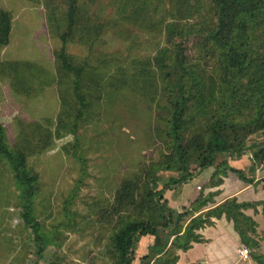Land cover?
Here are the masks:
<instances>
[{"label": "trees", "instance_id": "1", "mask_svg": "<svg viewBox=\"0 0 264 264\" xmlns=\"http://www.w3.org/2000/svg\"><path fill=\"white\" fill-rule=\"evenodd\" d=\"M61 1L64 7L55 5L58 8L49 19L62 42L57 51L60 69L72 76L73 95L80 106L70 130L76 134L79 120L91 112L87 99L92 95L99 97L103 91L105 70L92 64L87 56L77 61L68 45L82 43L93 55L113 22L101 20L98 12L92 13L93 4ZM207 1L111 0L116 7L115 23L126 21L161 31L170 45L141 63L129 80L118 78L116 82V91H122L130 82L136 83L146 98L157 103L159 122L155 131L169 150L161 163L142 168L121 181L115 201L106 210L107 221L112 225L106 249L111 261L107 264H133L141 238L148 235L154 236V242L141 257L142 264H174L177 250L185 251L204 241L200 229L214 225L215 218L223 216L233 222L242 244L252 249L253 261L264 264V231L260 234L259 230L264 227L252 210L257 212V203L264 204V200L254 203L232 197L218 202L216 197L221 190L201 191L190 205L179 210L170 207L165 197L167 190L193 180L213 166L210 189L221 186L230 171L247 185H255L257 191L264 189V184L259 185L256 179L257 173H264V138L249 146L244 134L249 127L250 134L264 133V0ZM194 14L206 25L186 27L178 22ZM12 29L11 12L0 9V48L10 44ZM194 34L212 64L209 71L192 62L186 52L185 42ZM103 63L106 66L111 62L105 56ZM19 68L17 64L12 67ZM5 134L0 123V159L14 175L20 191L21 220L34 236L36 253L44 258L56 241L36 216L40 175L29 165L28 153L10 146ZM218 154L236 161L246 158L251 164L236 166V161L229 159L217 163ZM193 163L196 170L192 169ZM160 171L179 174L159 188L161 176L156 174Z\"/></svg>", "mask_w": 264, "mask_h": 264}, {"label": "rangeland", "instance_id": "2", "mask_svg": "<svg viewBox=\"0 0 264 264\" xmlns=\"http://www.w3.org/2000/svg\"><path fill=\"white\" fill-rule=\"evenodd\" d=\"M81 2L93 4L92 13L98 12L101 20L113 23L95 46L93 55L82 43L68 45L69 53L77 61L87 56L92 64L105 70L103 91L99 97L89 96L91 112L79 120L74 134L70 130L80 106L73 95L72 76H66L60 69L57 51L62 42L49 19L50 13L58 8L55 5L64 7L62 1L0 0V9L10 11L13 16L10 44L0 48V123L7 143L23 148L29 155V165L40 175L36 216L56 241L40 258L34 236L20 217V191L14 175L0 159V264L109 263L106 249L112 225L107 221L106 210L115 201L121 181L142 168L161 163L169 150L155 131L159 122L157 103L146 98L136 83L130 82L122 91H116L118 78L129 80L141 63L170 46L165 34L126 21L115 23L116 7L111 0ZM205 9L207 12L208 7ZM178 22L186 27L206 25L197 14ZM198 40L195 34L191 35L185 42L186 52L192 62L209 71L212 64L202 53ZM105 56L111 62L106 66ZM15 64L20 68L13 70ZM250 129L244 131L249 146L264 138V133L250 134ZM226 159L236 161L227 155H217V163ZM234 164L246 167L251 163L241 158ZM197 168L193 163L192 169ZM212 168L210 178L215 171ZM178 174L158 172L159 188ZM256 179L263 186L264 173H257ZM203 180L198 183L202 187L200 193L221 190L216 197L218 202L231 191L249 186L231 171L224 177V183L213 189L208 187L209 181ZM250 187L256 195L251 194L246 200L237 197L239 201H263L260 192L264 193V189L257 191L255 185ZM181 207L178 209L182 210ZM257 207V212L252 209L254 216L264 227V204L257 203ZM259 230L260 234L264 231L262 227ZM136 250L133 264H139L144 254L140 246Z\"/></svg>", "mask_w": 264, "mask_h": 264}, {"label": "crops", "instance_id": "3", "mask_svg": "<svg viewBox=\"0 0 264 264\" xmlns=\"http://www.w3.org/2000/svg\"><path fill=\"white\" fill-rule=\"evenodd\" d=\"M236 161L235 163H239ZM212 167L205 169L193 180L169 189L165 193L166 199L172 208L178 209L181 206H188L199 197L200 190L198 183L203 180L208 182L212 173ZM256 195L250 186H242L226 194L225 198L239 197L240 200L248 199L249 195ZM264 196V193L260 192ZM204 237V241L194 243L188 250H177L175 253L176 262L174 264H254L251 258H245L240 254L243 246L240 235L234 228L232 221L223 216L221 219L215 218V224L206 226L199 231ZM154 242V236L148 235L141 238L139 246L142 252L147 254L149 246ZM138 264V263H137ZM141 263V260L139 261ZM152 264H160L152 262Z\"/></svg>", "mask_w": 264, "mask_h": 264}, {"label": "built area", "instance_id": "4", "mask_svg": "<svg viewBox=\"0 0 264 264\" xmlns=\"http://www.w3.org/2000/svg\"><path fill=\"white\" fill-rule=\"evenodd\" d=\"M201 188H202V187L199 186V189H201ZM240 254H241L243 257L248 258L249 255H250V249H249L248 247L244 246L243 248H241V250H240Z\"/></svg>", "mask_w": 264, "mask_h": 264}]
</instances>
